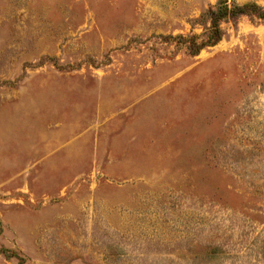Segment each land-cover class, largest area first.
<instances>
[{
  "label": "rangeland",
  "instance_id": "rangeland-1",
  "mask_svg": "<svg viewBox=\"0 0 264 264\" xmlns=\"http://www.w3.org/2000/svg\"><path fill=\"white\" fill-rule=\"evenodd\" d=\"M219 1L0 0V264H264V19L192 55Z\"/></svg>",
  "mask_w": 264,
  "mask_h": 264
},
{
  "label": "trees",
  "instance_id": "trees-1",
  "mask_svg": "<svg viewBox=\"0 0 264 264\" xmlns=\"http://www.w3.org/2000/svg\"><path fill=\"white\" fill-rule=\"evenodd\" d=\"M249 13L256 14L260 19H264V10L256 5L248 4L243 7H239L233 4L229 6L227 1L220 0L217 3L215 9L204 13L201 18L202 22L207 19L211 20V28L209 30L207 40L198 43L196 41L197 37L189 39V49L191 50L192 55L199 54L203 49L207 47H214L221 41L222 29L220 26V22L229 17H237Z\"/></svg>",
  "mask_w": 264,
  "mask_h": 264
}]
</instances>
